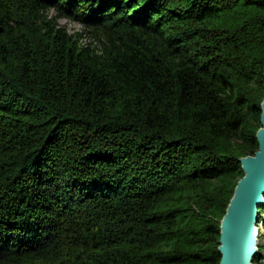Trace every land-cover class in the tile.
Instances as JSON below:
<instances>
[{"label": "trees", "instance_id": "1", "mask_svg": "<svg viewBox=\"0 0 264 264\" xmlns=\"http://www.w3.org/2000/svg\"><path fill=\"white\" fill-rule=\"evenodd\" d=\"M263 103L264 0H0V264H221Z\"/></svg>", "mask_w": 264, "mask_h": 264}, {"label": "water", "instance_id": "2", "mask_svg": "<svg viewBox=\"0 0 264 264\" xmlns=\"http://www.w3.org/2000/svg\"><path fill=\"white\" fill-rule=\"evenodd\" d=\"M259 150L242 159L245 176L239 182L222 222L221 264H253L259 253V208L264 206V103Z\"/></svg>", "mask_w": 264, "mask_h": 264}, {"label": "rangeland", "instance_id": "3", "mask_svg": "<svg viewBox=\"0 0 264 264\" xmlns=\"http://www.w3.org/2000/svg\"><path fill=\"white\" fill-rule=\"evenodd\" d=\"M50 15L55 16L56 12L54 10H51ZM59 24L61 25V27L65 28L69 34L74 35V36H82V38H81L82 43H86V42L90 43L92 41V38H90V36L84 32V29L82 28V26L80 24L73 22V21H70V20H67L65 18L61 19L59 21ZM262 226H261V224H259V226H258L259 233H260L259 246L260 245L264 246V228ZM259 246H258V248L260 249ZM262 255H264V253ZM253 264H256V263H253ZM262 264H264V259H263Z\"/></svg>", "mask_w": 264, "mask_h": 264}]
</instances>
